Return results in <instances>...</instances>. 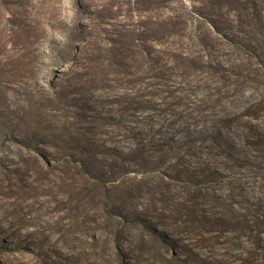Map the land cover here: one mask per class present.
I'll return each instance as SVG.
<instances>
[{"label": "rangeland", "instance_id": "rangeland-1", "mask_svg": "<svg viewBox=\"0 0 264 264\" xmlns=\"http://www.w3.org/2000/svg\"><path fill=\"white\" fill-rule=\"evenodd\" d=\"M249 4L233 2L239 12ZM231 7L0 0V264H242L249 256L264 264V154L258 164L246 158L253 151L240 126L224 121L260 100L254 123L264 134V83H234L230 69L242 70L246 49L217 45L205 31L215 22L256 44L251 51L264 60V39L238 32ZM174 47L211 63L183 85L189 116L175 115L173 103L158 106L157 96L146 107L135 102L156 72L148 63ZM210 136L246 159L235 165L228 153H208ZM82 169L101 179L96 191L120 221L119 257L110 246L115 224L102 227L98 217L90 225L69 209L65 191L80 185ZM123 214L145 218L164 244ZM206 216L225 222L211 225Z\"/></svg>", "mask_w": 264, "mask_h": 264}, {"label": "trees", "instance_id": "trees-1", "mask_svg": "<svg viewBox=\"0 0 264 264\" xmlns=\"http://www.w3.org/2000/svg\"><path fill=\"white\" fill-rule=\"evenodd\" d=\"M215 1L218 3V5H223V3H226L231 5L232 9H235L232 16L237 22L236 30L238 32L242 33L246 37L257 34L260 35L262 39H264V6H262L264 4V0H244L250 2V4L243 6V12H239V10L233 6V2H235L236 0ZM260 1H263V4H261ZM168 20L170 25L176 23L173 17H170ZM205 31L207 37L217 45H221L222 42H228L236 50L241 49V47L246 49V52L241 53L243 55L242 59L247 60L245 64L241 65L242 70H235L234 68L230 69L231 75L236 76L237 78L236 80H234L236 81L234 83H240V85H242V80L246 81L247 83H264V60H261L258 54L251 51V46L255 48L254 45L256 44L253 45V43H246L243 38H230L227 33L219 29L215 22H213V29H205ZM175 33H177V31ZM258 46L262 47L260 49H262V53H264V48L260 42H258ZM166 53L167 54L164 58L154 59V61L152 60L150 61V63H148L150 64L148 66V69L150 71H153L155 69L156 72H150V75L145 77L146 79H148L147 83H144L145 86L138 91L139 95H137L138 98H136L135 102L137 103L138 107H146L147 103L152 102V97L157 96L158 99L155 100V103L158 106H165L173 103V105H177L176 110H173L177 111L174 112L175 115L184 114L185 116H189L190 110H194V108L179 100L181 90H184L183 85L185 84L186 79L189 75L202 71L203 67H207L211 63H204L202 61V56H200L198 51H193L185 47H174V49L168 50V52ZM205 56L207 55L205 54ZM139 79L141 80L142 77H140ZM167 82H169V84L174 83L176 85H167L165 84ZM157 92H160L161 96L158 97ZM261 104L262 102L260 100H257L254 104H247L245 107H243V110L241 112L224 117V121L227 124H229L230 122H236L238 126H240L239 135L242 144L253 151V154H251L250 157L246 158H252V162L255 164H258V159H260V156H263L264 154V134L254 123ZM179 107H183L184 109L179 110ZM208 139L211 142V144L205 146L208 153H225L226 155L228 153V159L230 158L235 165L241 164L246 159H240L238 156H233L232 154H230L227 148L217 140L216 136H210ZM161 143L163 144V140H161L159 144ZM72 160H75V157H73ZM76 160H78V158H76ZM79 161L82 162L81 166L84 167L83 163L85 159H79ZM82 171H84L82 175L85 176V178L80 174L83 177L81 178L82 181L80 185L76 186L74 190L67 189L65 191L66 198L69 200V202H71L69 205V209L72 208L78 210L82 218L88 217L89 220L85 219V223L90 222V225H95L98 217H102V219H104V221L101 223L102 227H108L110 224H115L113 232L114 236L113 238H111L110 246L112 248L113 254L119 257L123 253V248L120 241V232L122 228L119 230L117 226L120 221L112 216V210L108 206L109 203L105 201L104 193L102 198L96 191V188H100V185H102L101 179L97 177H90L89 173L86 170L82 169L81 173ZM97 207H99V213L95 218ZM122 217L124 221H126V223H141L143 230H147L145 234L149 237V240L160 241L158 239H161V233L158 230L147 225V220L145 218L138 216L137 214L135 216L123 214ZM188 221L195 222L198 221V218L195 220V217L190 216L188 218ZM202 221L211 225L214 223L223 224L225 222V220L220 217H214L211 219L208 216H206L205 220ZM91 237L94 238L93 235H91ZM145 240L146 239L143 236L141 238V241L145 242ZM167 240L170 239L168 238ZM163 241H165V238L163 239ZM160 242L164 244V242ZM240 260L242 264H257L256 259L254 257L252 258L251 256L242 257L240 258Z\"/></svg>", "mask_w": 264, "mask_h": 264}]
</instances>
